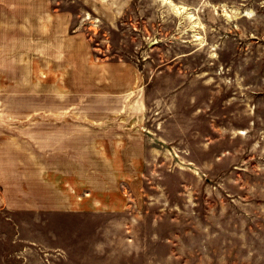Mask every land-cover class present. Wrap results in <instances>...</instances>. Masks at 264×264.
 Returning a JSON list of instances; mask_svg holds the SVG:
<instances>
[{
	"label": "rangeland",
	"instance_id": "rangeland-1",
	"mask_svg": "<svg viewBox=\"0 0 264 264\" xmlns=\"http://www.w3.org/2000/svg\"><path fill=\"white\" fill-rule=\"evenodd\" d=\"M0 170V264H264V0H0Z\"/></svg>",
	"mask_w": 264,
	"mask_h": 264
},
{
	"label": "crops",
	"instance_id": "crops-1",
	"mask_svg": "<svg viewBox=\"0 0 264 264\" xmlns=\"http://www.w3.org/2000/svg\"><path fill=\"white\" fill-rule=\"evenodd\" d=\"M50 118L56 117L59 118L61 115L57 114H63V113H71L73 112H48ZM73 118H79L78 115H74ZM49 125H45L44 128L45 132L43 133V142H44V148L47 149L50 153L53 152L54 155H58L61 160L58 161V163H54L53 166L51 165L50 161H47L48 163L45 164L47 167L44 169L45 175H54L53 177H50L49 180L54 182H65L67 185V182H73L76 180L82 181V177L79 174L78 166L73 160H69L67 167L64 168L65 162L64 158L69 156L70 154H74V151L81 150L83 143V128L79 121H49ZM34 128V127H33ZM99 134L95 136V141H98ZM15 138H12V140ZM59 174V176H57ZM70 174L74 175V177H71ZM57 176V177H56ZM0 178H3V172L0 170ZM96 178H98L96 176ZM65 185V186H66ZM67 187V186H66ZM52 188L54 191H58L61 189H65L63 186H58L56 183H53ZM76 189H80L77 185L71 186V191L67 190L66 194H57L54 193L55 196L59 197H70L72 200H51L46 205L42 206L43 210L48 213H82L86 210L88 212L98 210L100 204L105 205V203L101 200L97 199H88L84 200L83 195H75L72 193V191H76ZM86 205H85V204ZM107 207V205H105ZM0 208L7 209L9 211H15V210H31L34 207L29 206H22L20 207V201L16 202L14 199H11L9 195L3 194L0 192ZM40 208V207H37ZM35 207V209H37ZM37 211V210H36Z\"/></svg>",
	"mask_w": 264,
	"mask_h": 264
}]
</instances>
